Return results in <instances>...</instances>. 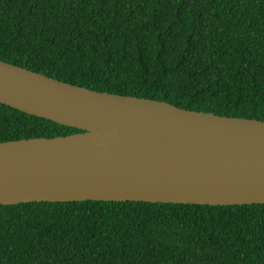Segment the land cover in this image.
<instances>
[{
	"label": "trees",
	"instance_id": "trees-1",
	"mask_svg": "<svg viewBox=\"0 0 264 264\" xmlns=\"http://www.w3.org/2000/svg\"><path fill=\"white\" fill-rule=\"evenodd\" d=\"M0 61L264 121V0H0ZM76 133L0 104V143ZM0 264H264V204L0 205Z\"/></svg>",
	"mask_w": 264,
	"mask_h": 264
},
{
	"label": "water",
	"instance_id": "water-1",
	"mask_svg": "<svg viewBox=\"0 0 264 264\" xmlns=\"http://www.w3.org/2000/svg\"><path fill=\"white\" fill-rule=\"evenodd\" d=\"M0 104L80 131L0 143V205L264 204V121L96 92L2 61Z\"/></svg>",
	"mask_w": 264,
	"mask_h": 264
}]
</instances>
